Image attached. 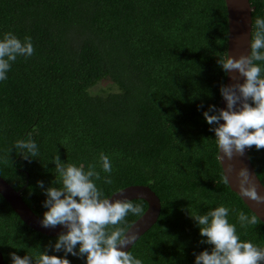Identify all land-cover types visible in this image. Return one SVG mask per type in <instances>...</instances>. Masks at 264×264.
<instances>
[{"label":"trees","instance_id":"obj_1","mask_svg":"<svg viewBox=\"0 0 264 264\" xmlns=\"http://www.w3.org/2000/svg\"><path fill=\"white\" fill-rule=\"evenodd\" d=\"M249 1L252 40L264 0ZM8 33L22 42L30 37L34 53L18 56L0 80V175L38 216L47 211L45 190L61 186L53 163L59 155L85 171L96 166L102 199L137 184L156 193L158 220L129 250L142 264H195L213 246L201 243L206 237L191 216L220 206L242 242L264 249L259 219L240 227L237 214L254 213L224 182L215 126L203 115L211 105L220 109L225 86L218 65L227 53L224 0H0V40ZM254 63L264 78V61ZM103 80L112 89L96 91ZM29 138L38 156L25 159L15 143ZM247 152L264 185V149ZM101 153L111 174L101 169ZM130 202L143 213L148 206ZM140 216L129 213L114 227L126 231ZM57 238L26 225L0 195L5 264L12 252L32 255L33 264L39 252L86 264V257L54 251Z\"/></svg>","mask_w":264,"mask_h":264},{"label":"clouds","instance_id":"obj_2","mask_svg":"<svg viewBox=\"0 0 264 264\" xmlns=\"http://www.w3.org/2000/svg\"><path fill=\"white\" fill-rule=\"evenodd\" d=\"M254 23L256 31L250 42V54L218 59V65L226 74L233 71L239 73L243 83L221 86L220 93L226 101V108L217 109L211 105L203 113L206 122L215 126L210 130L215 133L222 161L225 158L231 161L234 156L242 157L245 150L253 146L257 150L264 149V78L261 77L262 68L254 63L264 61V51H261L264 49V19L257 17ZM33 53L30 37L22 42L11 33L6 34L0 40V80L7 78L6 73L18 56L30 57ZM209 112L216 114L210 115ZM15 148L20 150L25 159L38 156L37 144L30 138L16 141ZM99 161L102 171L111 174L109 157L101 153ZM53 163L58 173L55 182L61 186L45 190L47 198L43 206L47 211L43 214L41 225L44 228L58 225L67 228L66 233L58 236L54 251H63L65 257L68 254L86 257V264H142L129 251L122 250L133 244L137 234H126L123 228L114 227L124 222L129 213L142 215V206L134 205L127 199H102L103 193L93 180L101 179L95 165H89L85 171L74 164L65 165L59 155L54 157ZM226 171H233L231 163L227 165ZM226 171L224 182L229 183ZM236 177L240 197L254 202L258 207L264 205V195L258 192L249 170L241 167ZM103 182L111 184L110 175L105 176ZM38 186L43 188V181H38ZM228 214L229 209L220 206L204 215L191 216L199 226L200 236L206 237L201 243L213 246L211 252L205 250L196 255L195 264H264V249L251 242H242L236 226L229 223ZM237 219L240 227L246 228L256 225L258 216H249L241 211ZM109 226H113L112 231H108ZM10 257L12 264H33L32 255L21 258L12 252ZM35 264H70V261L39 252Z\"/></svg>","mask_w":264,"mask_h":264},{"label":"water","instance_id":"obj_3","mask_svg":"<svg viewBox=\"0 0 264 264\" xmlns=\"http://www.w3.org/2000/svg\"><path fill=\"white\" fill-rule=\"evenodd\" d=\"M227 10V21H228V37H227V53L226 58L231 56L233 58H239L244 55L250 54V42L252 33V6L249 0H224ZM233 83H243V77L239 73L233 71L230 74H226L225 86L231 85ZM226 108V101L221 98L220 109ZM223 123V121H221ZM248 149L242 157L234 156L231 161L226 158L222 161L218 159L225 175L227 165L231 163L233 165V171L226 175L228 177V186L230 189L236 193L239 197L237 188V177L236 172L239 171L241 167H246L252 174V178L257 185V190L261 195H264V185L258 178L253 165L250 162L248 156ZM225 170V171H224ZM0 195L6 200V202L11 206L14 212L19 216V218L33 230L40 232L47 236L57 237L62 233L67 232V228L63 225H58L55 228H44L41 225L42 218L38 216L23 200L21 197V191L15 190L1 175H0ZM241 198V197H240ZM107 199L112 201L124 200L128 201L133 199H143L147 202L148 206L145 212L135 220L130 227L125 231L126 234H137L136 240L133 244L146 233L158 220L161 212V202L156 193L147 185H129L117 192L113 193ZM244 204L258 216L259 221L264 224V205L256 206L254 202L242 199ZM129 245L127 248L122 250L129 251L133 246ZM0 264H5L3 255L0 251Z\"/></svg>","mask_w":264,"mask_h":264},{"label":"rangeland","instance_id":"obj_4","mask_svg":"<svg viewBox=\"0 0 264 264\" xmlns=\"http://www.w3.org/2000/svg\"><path fill=\"white\" fill-rule=\"evenodd\" d=\"M112 83L108 80L101 81L97 87L95 88L96 91L100 92L101 90H110L112 89Z\"/></svg>","mask_w":264,"mask_h":264}]
</instances>
